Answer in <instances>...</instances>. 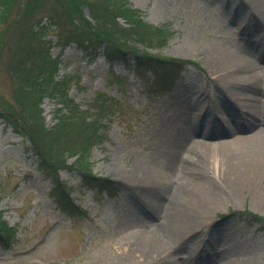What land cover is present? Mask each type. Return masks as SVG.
Wrapping results in <instances>:
<instances>
[{"label": "rangeland", "instance_id": "374dc122", "mask_svg": "<svg viewBox=\"0 0 264 264\" xmlns=\"http://www.w3.org/2000/svg\"><path fill=\"white\" fill-rule=\"evenodd\" d=\"M127 1L146 23L170 34L164 45L148 49L150 54L197 65L187 66L167 87L153 91L152 76L135 69L132 55L126 64L110 63L101 53L89 58L74 44L59 47L60 27L50 25L48 17L61 15V6L40 0L42 40L59 60L57 78L72 77L68 96L82 111L99 94L118 102L113 114L102 120V138L88 157L92 174L111 180L118 195L94 194L76 171L64 169L60 179L71 188L73 200L62 210L49 196L51 183L37 170L26 142L0 120V212L15 230L11 243L0 245V264H128L118 253L155 227L176 264H264V226L249 224L247 216H264L263 139H258L263 146L227 144L226 153H231L221 167L206 161L201 148L251 133L238 128L239 100L229 92L235 90L256 104L264 100V87L250 81L227 85L217 75L233 73L226 55L234 54L264 73V0ZM26 39L20 24L0 30V99L7 102H14L9 68ZM59 106L53 97L42 100L46 127L55 123ZM216 120L230 131L210 127L216 135L193 133L199 123ZM262 129L261 137L264 124ZM178 134L190 136V153L172 152ZM218 168H240L244 177L218 176ZM184 197L192 199V209L182 227L170 231L169 201Z\"/></svg>", "mask_w": 264, "mask_h": 264}, {"label": "trees", "instance_id": "16d2710c", "mask_svg": "<svg viewBox=\"0 0 264 264\" xmlns=\"http://www.w3.org/2000/svg\"><path fill=\"white\" fill-rule=\"evenodd\" d=\"M55 1L61 6V15L48 20L55 28L60 27L56 32L59 47L74 44L89 58L101 53L110 63L126 64L132 55L135 69L152 76L153 91L167 87L187 66L197 65L190 60L150 54L147 50L164 45L170 34L164 27L146 23L127 0ZM39 8L40 0H0V30L20 24L27 38L9 68L14 102L0 99V119L26 142L25 149L35 156L37 170L51 183L49 196L59 208L67 210L73 200L71 188L60 179L63 169L76 171L80 182L94 194L116 197L115 184L93 175L88 157L102 138V120L113 114L118 102L99 94L92 106L82 111L68 96L72 77L57 78L59 60L50 55L49 46L42 40ZM45 97L55 98L60 105L50 127L45 126L40 108ZM77 208L80 212L79 205ZM247 214L249 224L264 226V216ZM14 233L0 212V245L10 244Z\"/></svg>", "mask_w": 264, "mask_h": 264}, {"label": "bare ground", "instance_id": "6f19581e", "mask_svg": "<svg viewBox=\"0 0 264 264\" xmlns=\"http://www.w3.org/2000/svg\"><path fill=\"white\" fill-rule=\"evenodd\" d=\"M264 16V10L262 12ZM262 16V15H260ZM226 61L227 64H229L231 68V72L233 73H219L218 80L220 82H224L227 85L237 86L241 85L242 83H248L249 81L252 82L255 85L263 86L264 87V73H258L255 70V67L253 65L248 66L245 63V60L242 58L241 54L239 55H226ZM254 64V63H253ZM263 70V69H262ZM261 71V70H260ZM249 82V83H250ZM231 97H237L239 100V109L236 110V115L242 119L239 125V129H252L251 133L245 136H239L234 135L232 137V141H228L225 143H222V145H210V144H203L202 149L206 151L205 153V159L206 161L212 160V162L219 165V167L225 165L229 160V154L231 152L226 153L228 145L232 144H242V145H254L256 143L257 146H263V143L258 139H263L264 142V136H260L259 134L263 132L262 126L264 124V100L259 101L256 104H252L250 101L248 102V98H245L246 96L243 94L237 93L235 90H231L230 92ZM261 96L264 98V89L261 90ZM220 121L216 120L214 122H210V125L200 124L199 123V129H196L199 132L193 131L192 128L191 131H193L194 134L206 136L208 135H216L215 130L209 129L210 127H218L224 130L225 133H228L230 131V128L226 126V129H223L224 127L220 125ZM195 126L197 123L194 124ZM254 127H257L256 129H253ZM207 128V130H206ZM190 131V130H188ZM178 140H172L174 145L171 146V150L175 154H186L190 153L194 147H191V144H193L190 136L187 137V135H175ZM192 142V143H191ZM200 144V142H198ZM195 144V143H194ZM228 144V145H227ZM227 145V146H224ZM196 146V145H194ZM249 154V153H248ZM174 156V154H173ZM240 168H237V170L230 171L228 168H223L222 170L218 168V176H220L219 173H221L222 177H231L233 179H239V177H244V174ZM238 174V176L234 175V173ZM239 172V173H238ZM241 174V175H239ZM204 187V186H202ZM201 187V188H202ZM207 189H211L207 188ZM193 201L191 198H180L177 200L171 199L169 201V209L170 213H168V216L170 220H168L167 229L170 231L177 232L183 225L184 222V216H186L190 210L192 209ZM159 227L153 228L152 232L148 233L145 237L141 238L139 242L137 241L136 244L130 245V247H126V250H122L118 253V256L120 258H124V263L128 264H138L144 263L148 264L151 262H156V264H176L174 262V259L170 258V255L167 254V252L164 249L163 241L160 238V230ZM126 246V245H125ZM121 264V263H118ZM238 264H247L244 260H241L238 262Z\"/></svg>", "mask_w": 264, "mask_h": 264}]
</instances>
